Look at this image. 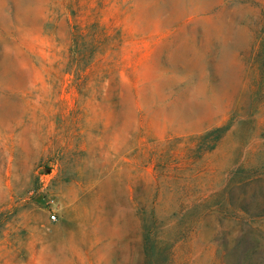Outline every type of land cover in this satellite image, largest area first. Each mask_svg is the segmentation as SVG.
Masks as SVG:
<instances>
[{"label":"rangeland","instance_id":"rangeland-1","mask_svg":"<svg viewBox=\"0 0 264 264\" xmlns=\"http://www.w3.org/2000/svg\"><path fill=\"white\" fill-rule=\"evenodd\" d=\"M0 264H264V0H0Z\"/></svg>","mask_w":264,"mask_h":264},{"label":"built area","instance_id":"built-area-1","mask_svg":"<svg viewBox=\"0 0 264 264\" xmlns=\"http://www.w3.org/2000/svg\"><path fill=\"white\" fill-rule=\"evenodd\" d=\"M55 217H51L52 220H54Z\"/></svg>","mask_w":264,"mask_h":264}]
</instances>
